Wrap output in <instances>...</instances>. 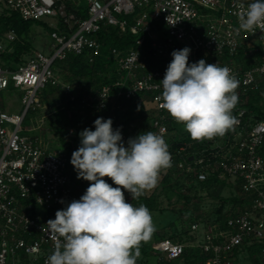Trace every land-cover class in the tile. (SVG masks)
<instances>
[{"label":"built area","instance_id":"built-area-1","mask_svg":"<svg viewBox=\"0 0 264 264\" xmlns=\"http://www.w3.org/2000/svg\"><path fill=\"white\" fill-rule=\"evenodd\" d=\"M84 2L86 17L81 16ZM253 2L255 0H0V15L15 11L24 19L47 18L52 20L49 25L54 28L50 54L34 50L15 62V68L0 65V264H45L54 251L47 221L55 219L57 210L79 200L69 154L52 149L38 132L26 133L40 131L46 114L37 119L34 126L24 125L31 110L46 111L44 108L49 107L41 91L49 83H59L54 62L65 59L70 53L80 55L86 49L99 54L102 44L95 35L103 25L140 35L131 47L112 49L116 65L126 73L99 89L93 101L105 107L111 99L117 104V97L131 98L141 93L139 98L154 104L152 127L166 138L168 114L160 107L162 101L157 99L162 94L160 81L166 70L152 66L148 55L172 60L174 50L189 47L188 61L210 56L209 64L226 66L237 78L239 95L260 79L264 80V61H251L247 67L238 61L241 45L247 47L245 53L253 61L258 58V51L264 55V32L259 29L254 34L236 31L240 5L246 9ZM131 16L132 21L128 18ZM60 22L65 24L64 30ZM161 24L167 27V33L160 29ZM17 37L14 28L0 31V54L14 50L11 42ZM147 40L151 44L148 54L144 50ZM11 86L23 93L21 113H10L5 105L3 91ZM71 86L64 83L62 88L70 94ZM113 88L119 90L112 93ZM245 115L246 110L239 109L237 123L225 135L186 142L179 149L186 151V155L188 147L193 146L187 155L189 159L179 161L180 169L192 172L199 180H205L210 172L230 176L232 182L241 179L242 190L250 198V208L230 216L225 227L206 225L202 221L192 224L190 245L208 255L205 264H236L237 248L246 241L249 244L264 242V119L245 122ZM118 127L121 131L125 129L123 123ZM73 132L74 128H70L69 134ZM79 146L74 144L73 148ZM169 153L173 163V153L170 150ZM62 200L64 203L60 202ZM186 247L187 243L171 238H163L154 246L159 259L169 260L180 257ZM261 256L264 264V246Z\"/></svg>","mask_w":264,"mask_h":264},{"label":"clouds","instance_id":"clouds-1","mask_svg":"<svg viewBox=\"0 0 264 264\" xmlns=\"http://www.w3.org/2000/svg\"><path fill=\"white\" fill-rule=\"evenodd\" d=\"M240 8L237 33L264 32V0ZM190 51L184 47L171 53L173 59L160 81V107L194 140L223 136L237 123L232 110L238 103L239 81L228 67L217 63L200 59L189 65ZM112 125L110 118L98 117L95 130L79 133L80 146L70 162L77 178L90 183L79 200L47 221L54 251L45 264H137L140 242L155 230L148 207L127 202L123 190L139 199L155 188L160 170L171 167L168 145L147 131L129 138L125 146L121 130Z\"/></svg>","mask_w":264,"mask_h":264},{"label":"trees","instance_id":"trees-1","mask_svg":"<svg viewBox=\"0 0 264 264\" xmlns=\"http://www.w3.org/2000/svg\"><path fill=\"white\" fill-rule=\"evenodd\" d=\"M73 8L69 6V10ZM82 8V5H81ZM13 12V13H12ZM81 16L86 17V12H81ZM129 20H133V17H128ZM34 20L24 19L18 12L11 11L5 12L0 15V31L4 32L14 28L17 32V39L11 42L14 50L9 52H3L0 54L1 66H9L10 68H15V62L23 59L24 56L31 54L34 51V42L30 39L29 33L31 31V25ZM60 28L64 30L66 28L63 22H60ZM50 33L54 30L53 27L49 25ZM99 42H101V52L99 54H94L90 49H86L82 54L70 53L65 59L56 60L54 62V70L59 83L52 84L49 83L42 91L41 96L50 104L54 100L62 99L63 107L58 110L57 116H51L48 119V124L54 125L52 129L54 131H59V139L63 144V149L59 150L65 151L69 154L70 161L72 153L78 148H73L75 144L74 138L69 139V130L74 127L75 136H79V133L85 128L94 129V121L98 117H103L104 119H111L113 121V129H119L120 123H123L128 128L121 131L122 137L123 133L126 137H123V141L127 144L129 138H132L134 130L140 129L148 122L151 123L153 118L154 109H139L138 105L143 106L145 99L139 98L141 93H136L135 96L131 98L117 97V104L115 100L111 99L108 101L105 107L99 106L98 103L93 101V98L97 95L98 90L104 85L111 84L115 80L122 77L125 71H122L116 65V61L113 57L112 49L117 47L119 49H126L135 44L137 38L140 35L133 34L130 30L123 32L119 27L112 25H103L100 31L95 35ZM151 46L150 40L146 41V47L144 50L146 54L149 52V47ZM147 48V49H146ZM246 46L241 45L238 55L239 63L247 67L248 64L252 62L258 63L264 61V55L262 51H258V58L250 59L245 51ZM150 64L167 69L168 65L172 60H162L154 58L152 55H148ZM204 59L207 64L210 62V56L200 57ZM199 59V60H200ZM197 61H188L189 65ZM121 70V71H120ZM64 83H71V91L65 93L62 88ZM80 86V87H79ZM119 90L112 89V93H116ZM75 95L72 99L71 95ZM143 104V105H142ZM119 105L120 108H117ZM132 108H135L136 116L132 113ZM245 109L246 115L244 121H250L252 123L257 120L264 119V80L260 79L256 85L248 87L244 92L238 95V103L232 110V115L236 118L239 109ZM166 123L169 128V132L166 135V141L168 143V151L170 150L174 156V162L171 163V167H168V173L164 179V187L166 190H177L180 193L181 198H183L184 204L187 209H191V204L193 203L194 212L198 203L194 202L195 197H197L201 191L207 192L211 197L221 199L222 204L214 206V209L209 211V216L202 213L188 214V227L180 231H174L169 236H161L163 238H171L178 242L187 243L184 253L176 259H159L158 264H168L170 262L176 261L177 259H183L190 264H205L208 259L201 249L190 245L192 239L191 230L192 224L195 221H202L206 225L209 224H219L225 227L228 223V218L230 216L238 214L240 211H244L250 208V198L246 196L241 187V179H237L236 182H232L230 176L221 177L219 173L210 172L205 180H199L197 175L195 176L192 172L183 171L178 167V163L181 159L188 158L187 155L191 153L193 146L188 147V153L180 152V147L186 142L196 141L191 138L190 134L185 130L183 124L177 123L167 112ZM115 117V118H114ZM132 127V129H131ZM44 138V137H43ZM74 141V142H73ZM45 142V140H44ZM74 149V150H73ZM262 153L264 154V145L262 146ZM72 165V164H71ZM73 166V165H72ZM74 175L76 177L75 184L78 191L79 198L85 193V189L89 186L88 181L77 178V172L74 170ZM184 177V178H183ZM107 183L111 181L110 178H104ZM183 179H186L184 182ZM232 186L234 192L231 196H224L223 191L226 187ZM116 187V185H115ZM127 202H131L134 206H139L144 204L151 211L159 208L160 203L158 196L155 194L144 193L139 199H132L131 195L123 190ZM230 204V209L224 212L226 209V204ZM188 211H183V215L187 214ZM189 236H186L188 235ZM189 243V244H188ZM140 246L144 252L148 251L147 245L140 242ZM264 242H256L249 244L247 241L239 248L236 249V255L239 256L242 253H247L253 264H262V248ZM149 252V251H148ZM149 253L157 254L159 258L158 251L152 248ZM148 264V263H147Z\"/></svg>","mask_w":264,"mask_h":264},{"label":"rangeland","instance_id":"rangeland-1","mask_svg":"<svg viewBox=\"0 0 264 264\" xmlns=\"http://www.w3.org/2000/svg\"><path fill=\"white\" fill-rule=\"evenodd\" d=\"M86 6H87L86 3L84 2L82 5L83 12H86ZM47 20H48L47 18L34 20L31 25V31L29 33V37L34 42V50H39L45 52L46 54H50L52 50L51 48L52 37L49 29V22H52V20H48V21ZM159 26L160 29L163 30L165 33L168 32L167 27L164 24H161ZM22 96L23 93L20 90L13 88L12 86L9 89L3 91V99L10 113L22 112V110L24 109V106L22 104ZM143 104H142L143 106L141 107L140 105H138L139 106L138 108L148 109L151 108L152 105H154L152 101L148 99L146 103ZM48 106L49 107L46 106V108H44V110L46 109V111H41L38 109L30 111L24 123L25 127L34 126L37 122V119H39L44 113L46 114V117L44 119V125L40 131L37 130L26 131V133L30 135H35L38 132L41 134L42 138L44 137L43 139L45 140V143L49 145L52 149H58V150L59 148L63 149L64 148L63 144L60 142L59 139L60 132L58 130L54 131L52 129V126L54 125L48 124L49 117L51 116L59 117L57 112L61 107L64 106L63 101L62 99H58L57 101L54 100L50 104H48ZM132 110H133L132 114L136 116L135 113L136 109L132 108ZM125 128L127 129L128 126H126ZM147 131H153L158 135L156 130H154V128L152 127L151 123L148 122L140 129H137V131L134 130V134L132 138ZM72 138H74L75 144L79 146L80 137L75 136V133L74 134L70 133L69 139ZM163 139L166 142V138ZM125 146H127V144H125ZM167 169L168 168H162L160 170L159 179L156 187L153 188L152 190L146 191V193H148L149 195L155 194L156 196H158V200L160 203L158 209L151 211L152 221L155 230L150 234L148 239L143 240V243L147 245L149 252L150 250L152 251V248H154L157 242L161 240L160 239L161 236L163 235L169 236L174 231H180L182 229H186V227H188L189 220L187 219L186 222L184 220L188 217V214L193 213V215H196V213H202L204 215L209 216V211L214 209V206H217L218 204L219 205L222 204L221 199L213 198L207 192L201 191V193L194 199V202L196 204L198 203V207L195 208L197 210H195L194 212V207L192 203L190 206L191 209L189 211V209H187V206L184 204L183 198H181L178 189L177 190L165 189L164 187L165 185L163 181L166 178V174L169 172ZM185 180L186 179H183L182 181L187 182ZM109 184L115 187V184H113L112 180L109 181ZM84 191H86V189ZM232 192H234V188L232 186L226 187V189H224L223 191V195L231 196ZM230 207H231L230 204L227 203L224 212L227 211V209H230ZM184 210L188 211V213L183 215ZM186 236H189V234ZM139 247H140L141 255L137 259V264H147V263L158 264L159 258L157 254L149 253L148 251L144 252L140 245ZM168 264H190V263L183 259H177L176 261L170 262ZM236 264H253V262L250 256L244 252L237 257Z\"/></svg>","mask_w":264,"mask_h":264},{"label":"water","instance_id":"water-1","mask_svg":"<svg viewBox=\"0 0 264 264\" xmlns=\"http://www.w3.org/2000/svg\"><path fill=\"white\" fill-rule=\"evenodd\" d=\"M191 159H193V156H191Z\"/></svg>","mask_w":264,"mask_h":264}]
</instances>
